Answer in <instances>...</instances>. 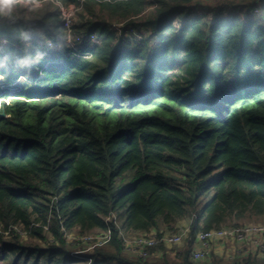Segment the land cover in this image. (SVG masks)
Masks as SVG:
<instances>
[{
    "label": "trees",
    "instance_id": "1",
    "mask_svg": "<svg viewBox=\"0 0 264 264\" xmlns=\"http://www.w3.org/2000/svg\"><path fill=\"white\" fill-rule=\"evenodd\" d=\"M262 1L227 15L192 0H39L29 18L0 16V264H203L188 246L143 261L121 235L264 219ZM55 3L75 7L81 43L98 40L81 48L90 58L44 43L65 41ZM121 21L143 45L116 38ZM92 233L101 245L66 239Z\"/></svg>",
    "mask_w": 264,
    "mask_h": 264
},
{
    "label": "built area",
    "instance_id": "2",
    "mask_svg": "<svg viewBox=\"0 0 264 264\" xmlns=\"http://www.w3.org/2000/svg\"><path fill=\"white\" fill-rule=\"evenodd\" d=\"M26 8H37L31 4L19 3ZM43 3L39 2V6ZM55 6L60 10V21L63 23L65 41L58 42V45L54 46L50 39L45 40V44L48 48L57 49H72L70 54L80 56L83 58H90L91 55L88 51H84L81 48L90 47L94 48L98 44V40L94 35L90 38H86V42L83 41V37L75 36L72 33V27L77 21V12L75 7H64L59 3H55ZM255 13H259V9L255 10ZM123 28V29H122ZM116 38L121 39L125 44H131L133 47H139L143 45L144 31L137 29L134 26H124V21L116 24ZM81 43V44H80ZM2 44H6V41H2ZM22 237L26 236V233L21 228H15ZM10 231L4 233L5 236ZM124 250L127 254L138 257L145 261L148 260L151 255L150 249H153L159 245L165 248L171 247H186L190 250V258L200 263L204 260H209L213 255V250L218 245H223L226 241H231L235 245L239 252V258H245L248 256H255L258 258H264V223H252L246 225H238L234 227H224L219 229H213L209 231H201L195 235L192 239L189 236V228H177L164 232L160 237L156 232L150 234H136V235H121ZM104 234H88L85 236H77L75 234H67V242L71 246L82 245H101L105 240Z\"/></svg>",
    "mask_w": 264,
    "mask_h": 264
},
{
    "label": "rangeland",
    "instance_id": "3",
    "mask_svg": "<svg viewBox=\"0 0 264 264\" xmlns=\"http://www.w3.org/2000/svg\"><path fill=\"white\" fill-rule=\"evenodd\" d=\"M150 1H152V0H150ZM255 1H258L259 5L263 3L262 0H222V1L220 0L219 2H217L215 0H192V3H193V6L195 5V7L198 5L197 3H204V4L208 3L209 5H204V7H208L210 5H213L212 9H214V8H216V6H218L219 8H217V9H225V11L229 10L228 12H226V14L229 15L230 11H232V13H234V11L236 12V7H238V10L241 9L242 11L244 10L243 7H245L246 10H244L243 13L246 14V12L248 10V7H250V5L252 3H254ZM216 2H217V4H216ZM16 6H14L12 13L9 14V15H6V16L13 17L14 15H16V16L25 15V18H29L30 14L32 12L40 10L41 8H43V5L39 6L37 8H29V7L26 8L25 6L24 7L21 6V4H18L19 7H16ZM148 10L151 11L152 7L150 9H148ZM149 11H147V13H149ZM236 13H241V12L238 11ZM0 97H1V95H0ZM0 105H1V100H0ZM257 222L264 223V219H261L259 221L243 220V221L240 222L239 225H246V224H252V223H257ZM93 234H95V233H92L91 235H93ZM28 240H29L28 237H26V238L23 237L22 238V241L24 243H28L29 242ZM91 246H93V245H91ZM182 248L183 247H176V246L175 247H171V248H166L167 253H170V254L167 255V257L173 260L172 257H175V256L171 255V253L174 254V255H177V254H179L182 251ZM74 251H77V250H74ZM152 260L153 261H156V260L160 261V259H158V257H157V259H152Z\"/></svg>",
    "mask_w": 264,
    "mask_h": 264
},
{
    "label": "crops",
    "instance_id": "4",
    "mask_svg": "<svg viewBox=\"0 0 264 264\" xmlns=\"http://www.w3.org/2000/svg\"><path fill=\"white\" fill-rule=\"evenodd\" d=\"M217 2H219L220 0H215ZM222 1V0H221ZM207 2V1H206ZM216 2V4H217ZM198 5L194 8L197 10V12H202L205 10H210L211 8H213V5H210L208 7H204V5H209L208 3L204 4V3H197ZM222 7V6H221ZM216 8H219L218 6H216ZM190 225V221L189 220H184L180 223L177 224V228H189ZM135 234H140V233H135ZM185 246L182 248L184 249ZM170 254V253H167ZM161 254L157 255L156 257L160 256ZM171 255L176 256L174 254L171 253ZM215 256L217 259L222 260L225 263L231 264L233 261H239L242 258H239L240 254L237 251L235 245H233V243L231 241H226L223 245H218L217 247H215V249L213 250V255ZM159 258V257H158ZM174 260L176 259V257H172ZM210 261L209 260H204L201 261L200 263H208Z\"/></svg>",
    "mask_w": 264,
    "mask_h": 264
},
{
    "label": "clouds",
    "instance_id": "5",
    "mask_svg": "<svg viewBox=\"0 0 264 264\" xmlns=\"http://www.w3.org/2000/svg\"><path fill=\"white\" fill-rule=\"evenodd\" d=\"M19 3L25 5L31 4L33 7H39V0H0V16L11 14L14 6Z\"/></svg>",
    "mask_w": 264,
    "mask_h": 264
},
{
    "label": "water",
    "instance_id": "6",
    "mask_svg": "<svg viewBox=\"0 0 264 264\" xmlns=\"http://www.w3.org/2000/svg\"><path fill=\"white\" fill-rule=\"evenodd\" d=\"M0 116H1V117H5V113H4V112H1V113H0Z\"/></svg>",
    "mask_w": 264,
    "mask_h": 264
}]
</instances>
